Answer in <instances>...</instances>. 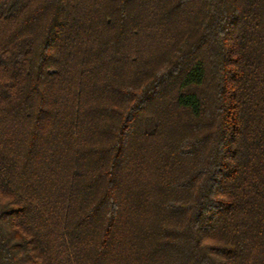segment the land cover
<instances>
[{
  "label": "trees",
  "instance_id": "obj_1",
  "mask_svg": "<svg viewBox=\"0 0 264 264\" xmlns=\"http://www.w3.org/2000/svg\"><path fill=\"white\" fill-rule=\"evenodd\" d=\"M0 264H264V0H0Z\"/></svg>",
  "mask_w": 264,
  "mask_h": 264
}]
</instances>
